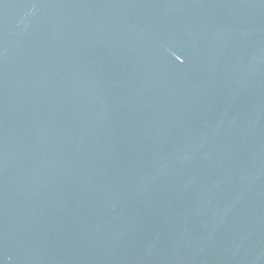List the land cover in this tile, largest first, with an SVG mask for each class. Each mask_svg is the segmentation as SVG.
Instances as JSON below:
<instances>
[{
	"label": "water",
	"instance_id": "95a60500",
	"mask_svg": "<svg viewBox=\"0 0 264 264\" xmlns=\"http://www.w3.org/2000/svg\"><path fill=\"white\" fill-rule=\"evenodd\" d=\"M0 264H264V0H0Z\"/></svg>",
	"mask_w": 264,
	"mask_h": 264
}]
</instances>
